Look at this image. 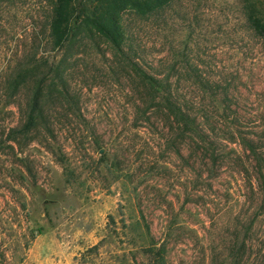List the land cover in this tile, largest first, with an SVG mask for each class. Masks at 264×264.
Listing matches in <instances>:
<instances>
[{
    "label": "rangeland",
    "instance_id": "obj_1",
    "mask_svg": "<svg viewBox=\"0 0 264 264\" xmlns=\"http://www.w3.org/2000/svg\"><path fill=\"white\" fill-rule=\"evenodd\" d=\"M50 14L51 0H0V264H153L162 246L169 264H264V39L241 1L124 14L135 58L190 102L212 160L145 112L102 38L54 49ZM62 59L67 93L50 80L41 125L10 140L30 97L8 93L11 74Z\"/></svg>",
    "mask_w": 264,
    "mask_h": 264
},
{
    "label": "trees",
    "instance_id": "obj_2",
    "mask_svg": "<svg viewBox=\"0 0 264 264\" xmlns=\"http://www.w3.org/2000/svg\"><path fill=\"white\" fill-rule=\"evenodd\" d=\"M174 1L51 0L49 38L52 47L56 50L76 46L85 38L92 40L97 37L102 38L112 48L117 59L132 70L140 86L144 88L145 101L148 103L145 112L148 113L155 108L165 114L171 133H175L181 139L190 138L196 144H201L212 160L215 158L214 153L217 148L211 141L209 132L200 123L199 116L193 112L190 102L179 96L177 88L169 77H161L144 68L135 58L137 52L134 51L132 44L128 43L129 36L124 23V14L127 11H132L146 19L158 17ZM240 1L249 29L264 39V0ZM64 62L65 60L62 59L51 66L47 65V61L45 64L37 63L38 65L34 66L20 64L11 74L6 86L8 93L14 96L23 88H27L30 97L27 102L25 122L21 128H11L10 140H15L19 133L29 134L39 128L44 119L46 87L50 80H52L50 85L56 86V91L65 96L67 68ZM42 65H46L48 70L37 72L38 67ZM245 144L254 151L252 141H245ZM181 147L177 148L179 154L182 152ZM147 231L150 232L149 226ZM146 251L153 257V264H169L164 246L159 249L149 248Z\"/></svg>",
    "mask_w": 264,
    "mask_h": 264
}]
</instances>
